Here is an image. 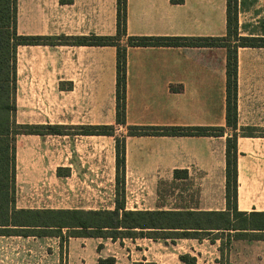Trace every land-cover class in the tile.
<instances>
[{
	"label": "crops",
	"instance_id": "obj_1",
	"mask_svg": "<svg viewBox=\"0 0 264 264\" xmlns=\"http://www.w3.org/2000/svg\"><path fill=\"white\" fill-rule=\"evenodd\" d=\"M259 9L264 10V0H238L240 36L264 34V27L257 29L264 17L258 13L249 19ZM16 32L66 38L16 48L15 123L59 125L61 131L16 136L17 208L114 209L118 136L124 138L127 210H168L156 204L160 185L195 180L198 206L186 208L223 211L225 143L236 133L237 210L264 212V48L237 51V128L232 130L226 125L224 48L128 47L125 124L117 125L116 48L70 43L74 37L115 35L116 0H17ZM126 33L223 37L227 0H127ZM99 125H113L115 135L76 134L78 127ZM130 127H222L223 135H131ZM175 172L188 176L174 179ZM87 240L94 238H69L68 245ZM139 240L155 243L129 239L136 245ZM181 240L191 245L208 241ZM118 242L103 243V251L116 252ZM248 248L264 249V240L233 241L229 261L235 264L241 258L237 251L242 255ZM58 249L56 237L0 235L1 264H44ZM145 253L140 252L142 261ZM9 254L10 260H4Z\"/></svg>",
	"mask_w": 264,
	"mask_h": 264
},
{
	"label": "trees",
	"instance_id": "obj_2",
	"mask_svg": "<svg viewBox=\"0 0 264 264\" xmlns=\"http://www.w3.org/2000/svg\"><path fill=\"white\" fill-rule=\"evenodd\" d=\"M176 1V0H171ZM182 1V0H178ZM127 0H116V33L113 36L70 38V43L116 48V124H125L126 51L128 47H221L226 50V125L237 128V51L264 48L261 36H240L236 0H227V33L223 37L128 36ZM17 0H0V235L22 237L102 238L112 241L147 238L152 241L181 239L221 242L219 264H232L226 254L235 240H264V212L237 210V134L225 143V201L223 211L127 210L124 198V138L115 136L114 209H30L16 207L15 140L19 134L60 135L59 125H17L15 115V54L18 45L55 44L66 38L19 36L16 32ZM125 38V43L121 40ZM131 135L222 136V127H130ZM79 135L114 136L113 125L78 127ZM187 174L174 173V179ZM65 232V233H63ZM226 248V252L223 253ZM183 264H197L188 253ZM134 264H143L135 262ZM145 264H155L154 262Z\"/></svg>",
	"mask_w": 264,
	"mask_h": 264
},
{
	"label": "rangeland",
	"instance_id": "obj_3",
	"mask_svg": "<svg viewBox=\"0 0 264 264\" xmlns=\"http://www.w3.org/2000/svg\"><path fill=\"white\" fill-rule=\"evenodd\" d=\"M253 0H247L248 4H251ZM236 12H237V26H238V0H236ZM260 13L259 19H263L264 10H252V14L244 15L250 18H254L255 14ZM263 20L259 21L257 29H262L264 24ZM253 23V22H251ZM256 29V27H254ZM199 187L197 181L186 180L177 184L162 183L159 188V197L157 199V206H161L165 209H171L173 206L186 208L198 206ZM65 233V232H63ZM62 242L59 241V249L57 254L50 256L44 264H134L135 262L155 264H183L179 261V255L188 253L196 258L197 264H219L221 260V254L219 247L221 242L216 240L214 243L207 241L204 245H191L183 240L171 241H155L151 243L145 240H139L131 244L129 239L116 240L120 241L116 245L118 248L115 252L114 249L109 248V251H103V243H108L110 239H97L87 240L86 242H72L71 246L68 245V240ZM99 243V244H98ZM195 243V242H194ZM225 248V247H224ZM145 250V258L143 261L140 259V252ZM255 249V250H254ZM246 249L242 251V255L237 251L239 258L235 264H264V249L254 248ZM132 251L131 255L127 256L128 251ZM230 248L223 257L228 259ZM226 252V248L223 253ZM0 254V260H1ZM11 254L4 256V260H10ZM135 260V261H134ZM229 260V259H228ZM134 261V262H131ZM11 262V261H10ZM230 262V261H229ZM12 263V262H11ZM9 263V264H11ZM1 264V262H0Z\"/></svg>",
	"mask_w": 264,
	"mask_h": 264
}]
</instances>
